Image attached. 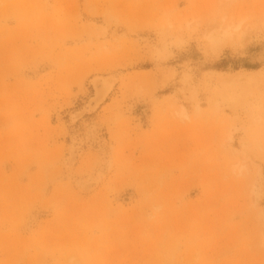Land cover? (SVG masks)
I'll return each instance as SVG.
<instances>
[{
  "label": "rangeland",
  "instance_id": "obj_1",
  "mask_svg": "<svg viewBox=\"0 0 264 264\" xmlns=\"http://www.w3.org/2000/svg\"><path fill=\"white\" fill-rule=\"evenodd\" d=\"M263 114L264 0H0V264H264Z\"/></svg>",
  "mask_w": 264,
  "mask_h": 264
},
{
  "label": "bare ground",
  "instance_id": "obj_2",
  "mask_svg": "<svg viewBox=\"0 0 264 264\" xmlns=\"http://www.w3.org/2000/svg\"><path fill=\"white\" fill-rule=\"evenodd\" d=\"M220 1L221 2L224 1L227 4L228 3L231 4L233 2H236L237 0H220ZM245 19L246 18L243 17L236 21L235 20L233 21L232 19H227L223 16L221 17L220 21L218 20L217 22V19L215 17H212L210 19V23L207 24V28L202 34L203 38L206 41V44L211 49V51H217L223 44H226L227 42L231 43L233 39L238 40L240 35L243 33L244 28L247 29V27L245 26V23H244L245 27L243 26V22L245 21ZM251 28H252V23H251ZM185 43H186L185 37L178 34V35L173 36L172 40L170 41V46L180 47ZM258 73H259V70L258 71H241V72H236V73H232L230 75L225 76L223 79H221L218 82L217 85L213 87V93L217 99L216 101L223 103L225 105H228L229 107L234 106L241 99L243 100L247 94L252 93L251 89L253 88L256 89L257 83L259 82ZM103 78H100V77L98 78L95 77L94 79L92 78L95 93L91 97L90 103L88 105L86 104L87 108L85 109L83 108L84 110H81L74 115L76 118L81 117L82 114L85 112V110H91V109L93 110L108 95L112 87V82H110L107 79H103ZM180 110H181L182 115L184 116L185 114H184L183 107H181ZM262 116H263V119H261L262 122L260 123L264 124V114ZM224 140L226 142L231 140L230 131H228L227 133H224L223 141ZM72 158L73 160H75L76 157L73 155ZM93 186L94 184L92 182H87L84 185L85 189H91Z\"/></svg>",
  "mask_w": 264,
  "mask_h": 264
}]
</instances>
